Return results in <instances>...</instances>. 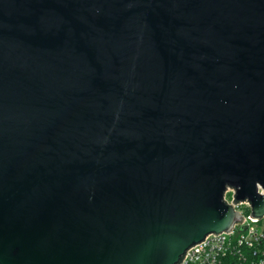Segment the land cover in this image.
<instances>
[{"label":"water","instance_id":"water-1","mask_svg":"<svg viewBox=\"0 0 264 264\" xmlns=\"http://www.w3.org/2000/svg\"><path fill=\"white\" fill-rule=\"evenodd\" d=\"M258 186L264 0H0V264H179Z\"/></svg>","mask_w":264,"mask_h":264},{"label":"built area","instance_id":"built-area-1","mask_svg":"<svg viewBox=\"0 0 264 264\" xmlns=\"http://www.w3.org/2000/svg\"><path fill=\"white\" fill-rule=\"evenodd\" d=\"M258 191L264 190L258 186ZM234 188L227 187L223 199L242 215L230 231L209 233L189 247L179 264H264V215L253 219L251 204L233 203Z\"/></svg>","mask_w":264,"mask_h":264}]
</instances>
